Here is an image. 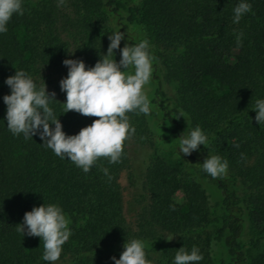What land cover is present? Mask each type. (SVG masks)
Masks as SVG:
<instances>
[{
	"label": "trees",
	"instance_id": "trees-1",
	"mask_svg": "<svg viewBox=\"0 0 264 264\" xmlns=\"http://www.w3.org/2000/svg\"><path fill=\"white\" fill-rule=\"evenodd\" d=\"M0 264H264V0H0Z\"/></svg>",
	"mask_w": 264,
	"mask_h": 264
},
{
	"label": "rangeland",
	"instance_id": "rangeland-1",
	"mask_svg": "<svg viewBox=\"0 0 264 264\" xmlns=\"http://www.w3.org/2000/svg\"><path fill=\"white\" fill-rule=\"evenodd\" d=\"M168 93L171 97H175V93L173 90V85L168 86ZM171 160L177 159L174 156H168ZM128 170H123L119 175V183L122 188V194L124 199V215L127 220H132L134 218V198L131 193V189L129 186V179H128ZM174 200L178 204H183V195L181 192H177L174 195Z\"/></svg>",
	"mask_w": 264,
	"mask_h": 264
}]
</instances>
